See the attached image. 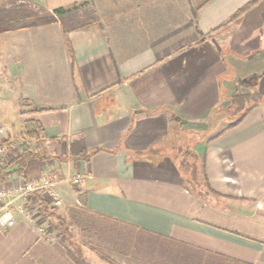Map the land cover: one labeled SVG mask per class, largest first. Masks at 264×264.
Segmentation results:
<instances>
[{
  "label": "crops",
  "instance_id": "0c3cea01",
  "mask_svg": "<svg viewBox=\"0 0 264 264\" xmlns=\"http://www.w3.org/2000/svg\"><path fill=\"white\" fill-rule=\"evenodd\" d=\"M16 1L50 11L91 0ZM184 1L191 15L139 1L152 5L141 8L146 22L126 34L142 38L94 24L65 30L58 21L0 33V140H30L13 154L35 143L40 154L21 172L9 167L0 187L81 171L76 187L57 185L64 211L78 200L101 225L98 245L116 256L126 241L148 264H264V0ZM239 82L255 85L257 101L238 124L217 135L212 123L207 143L194 145L204 152L205 199L165 151L180 143L186 122L218 115ZM28 120L41 125L42 141L21 136ZM53 209L30 194L13 226L0 229V264H75L51 236ZM129 229L164 249L145 251L127 240Z\"/></svg>",
  "mask_w": 264,
  "mask_h": 264
},
{
  "label": "rangeland",
  "instance_id": "374dc122",
  "mask_svg": "<svg viewBox=\"0 0 264 264\" xmlns=\"http://www.w3.org/2000/svg\"><path fill=\"white\" fill-rule=\"evenodd\" d=\"M139 1L143 0H91L86 1L82 3L76 4L71 10L70 13V19L67 18L65 26L68 28L75 27L80 24L88 23L90 25H96L101 28H107L109 30H117L120 34H122V38H131V37H138L142 38L141 36H130L127 35L126 32H130L131 29L135 30L136 27H140L142 25V22H146V19H141V16L143 18L145 17V12L141 10L143 6L150 7V4L140 5ZM156 1V2H163L159 8H162V6L169 10H177L180 11L179 14L183 15L184 13H187V16L191 13V10L194 8L192 4L185 2L184 0H148ZM166 2V3H165ZM186 3V4H185ZM149 5V6H148ZM158 6V4H157ZM186 9V11L184 10ZM27 11L29 13L30 11L38 12L40 13V9H37L36 7L25 4L23 5L22 2L18 1H6L5 3H0V11ZM156 11H161L160 9ZM144 13V14H143ZM54 23V22H52ZM48 23V24H52ZM61 24V27L63 28L64 25ZM47 25V24H43ZM42 26V25H40ZM35 27V26H32ZM85 27V26H83ZM82 28V27H80ZM137 28V29H138ZM64 29V28H63ZM76 29V28H74ZM125 33V34H123ZM238 89H236L235 93H233V96L231 99L222 102L221 107L219 108L218 115H214L212 117L203 118L199 121H188L184 125L181 126L183 128L178 135L180 143H177V140L172 142V149L165 152H168L170 155H174L176 159L177 164L182 167V170L186 172L189 178H191L192 170L194 169V174L196 178L194 177V190L197 191L199 188L202 189V191H205L204 188L200 185L202 184V175L201 172L203 171L205 173V158L202 155L203 153H196L195 150V143H198L200 140L203 142L209 138V131L211 130V124L217 122V127H219L221 130L217 133V135L222 133V130L229 127V121L233 120L234 122L237 121L242 115L245 109L253 106V103L251 104L250 100H253L254 102L257 101L258 92L255 89V85H251L250 88L239 82L237 85ZM238 91V92H237ZM250 97V98H249ZM3 98L2 94L0 93V118H5V116L2 114L1 110L3 109ZM241 121V120H240ZM239 121V122H240ZM238 122V123H239ZM233 123V122H232ZM237 123V124H238ZM230 128V127H229ZM216 135V136H217ZM210 140V139H209ZM207 143V140H206ZM170 147V148H171ZM200 152V150H199ZM203 160V162H202ZM184 166V167H183ZM187 166V167H185ZM78 184L72 185V187H76ZM200 185V186H199ZM204 198L210 199V195L206 192H204ZM49 205V208L53 209L54 207L51 203L46 202ZM220 203V201H219ZM78 200L74 199V205L75 208H71L68 211H64V207L62 205V199L61 204L62 206L58 205L53 210L50 211L49 214V220L51 226L58 225L57 220L55 219L57 216L63 219L64 221L68 222V228L70 229V233L73 237V243H71L69 249L75 254V256L79 258L85 259L90 264H98L99 260L101 259L102 264H148L147 261L150 259L146 256V253L142 250H135L132 251V249H128V244H126V241L123 243L124 248V255L116 256V254L112 251H109L107 247L98 245L97 239L94 235V229L101 228V225L99 224V221L93 219V217L86 215L82 211L81 206L78 205ZM262 205L260 208H258L261 212L264 213V202L261 203ZM52 206V207H51ZM84 213V214H83ZM219 224L224 225L223 222L218 221ZM225 226V225H224ZM226 226H231L226 225ZM104 227V226H103ZM105 231H109L110 229L114 228H107L105 227ZM120 232L124 233V229L120 227ZM103 229V228H102ZM111 231V230H110ZM119 232V231H117ZM125 232L128 234V237H132V240H135V243L138 244L139 247L143 248L145 251L152 247V250L161 251L164 249V242L161 239L158 238H148L142 234L134 233L132 230H125ZM59 236V232L54 230L53 233H51V236L54 238L55 236ZM71 241V240H70ZM68 244V243H67ZM66 244V245H67ZM65 249V248H64ZM144 254V255H143ZM156 254V253H155ZM126 255V256H125ZM104 257L106 259H104ZM157 258V256H154V254L151 255V258ZM158 259V258H157ZM99 263V264H100Z\"/></svg>",
  "mask_w": 264,
  "mask_h": 264
},
{
  "label": "trees",
  "instance_id": "16d2710c",
  "mask_svg": "<svg viewBox=\"0 0 264 264\" xmlns=\"http://www.w3.org/2000/svg\"><path fill=\"white\" fill-rule=\"evenodd\" d=\"M6 1L0 0V3H2V5H3V3H5ZM12 1H16V0H12ZM22 3H23V5L29 4L27 2H22ZM32 6H34V5H32ZM74 6H75V4H71V5H68L66 7L54 8L50 11L47 9H44V8L36 7L37 9H40V13H38V12L35 13L33 11H30L29 13H27V11H16L15 12V11H9V10L8 11H2L1 10L0 11V33L5 32V31H10V30L23 29V28L32 27V26H40L43 24H48V23L57 22V21L62 23V25H64L63 28L65 30L80 28V27L89 25L88 23H85V24L77 25V26L72 27V28H68L67 26H65L67 18L70 17V14L69 15H67V14L70 13V10ZM251 107L245 109V111L243 112V115L237 121L229 124V127L236 125L245 116V114L250 110ZM47 110H50V109L49 108H40V109H35L34 111H47ZM23 125H24L25 130L21 134V136H27L30 139L36 140V142L42 141L44 134L42 132V127L38 122L33 121V120H28V121L24 122ZM7 142H8V138L4 139V140H0V144L1 143H7ZM37 144L38 143H35L34 146H32L31 148L23 150L20 154H13V153L10 154L7 157L6 163H3V160L0 158V182H2L5 179V177L9 174V171H8L9 167L12 166V167H14V170L16 172H21V169H22L24 162L27 158H29L30 156H33V155L34 156H36V155L40 156V154H38V153H36V151H34ZM150 150H153V149H150ZM95 151H92V152H95ZM89 155H90V153H87L84 155V157L87 158ZM202 155L204 156V152ZM42 158L46 159L45 157H42ZM202 162H203V160H202ZM185 167H187V166H185ZM194 169L192 170L191 178L187 177L188 184L191 186L192 190H194V184H193L194 180L193 179H194V177L196 178V176L193 172ZM201 175H202V178H201L202 184H200V185L204 188L205 191H202V189L199 188L196 191V193H198L199 195H203L204 192H207L210 190L206 175L203 171L201 172ZM55 219L58 222V225H55L54 227L59 232V242L65 248V251H66L67 255L70 257V259L75 264H90L85 259H83V258L81 259V258L75 256V254L69 249L68 246H70L71 243H73V237L70 233V229L68 228V222L64 221L63 219H61L58 216ZM104 259H106V258L104 257Z\"/></svg>",
  "mask_w": 264,
  "mask_h": 264
},
{
  "label": "built area",
  "instance_id": "2783aa9c",
  "mask_svg": "<svg viewBox=\"0 0 264 264\" xmlns=\"http://www.w3.org/2000/svg\"><path fill=\"white\" fill-rule=\"evenodd\" d=\"M21 141L13 143L8 140L7 143H1L0 158L5 161ZM21 144L25 148H28L30 147V140L23 139V143ZM85 177V174L81 171H76L73 175L64 178H51L42 174L28 180H23L11 188L0 187V229L6 230L13 226L14 212L25 210V204L30 194L34 192L42 193L46 202L51 203L53 206H58L61 204V197L57 190V185L61 182H67L70 185L79 184Z\"/></svg>",
  "mask_w": 264,
  "mask_h": 264
}]
</instances>
